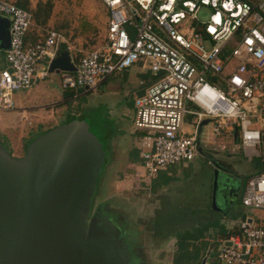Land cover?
<instances>
[{"label": "built area", "instance_id": "obj_1", "mask_svg": "<svg viewBox=\"0 0 264 264\" xmlns=\"http://www.w3.org/2000/svg\"><path fill=\"white\" fill-rule=\"evenodd\" d=\"M100 1L105 40L81 55L74 71H60L62 87L91 90L139 64L155 76L135 99L147 175L193 161L203 150L257 157L262 170L247 179L241 203L264 209V0ZM0 15L10 19L0 109L14 110L15 93L46 78L65 38L49 29L26 42L33 14L12 0H0ZM227 241L218 253L224 264H264V226L245 217Z\"/></svg>", "mask_w": 264, "mask_h": 264}, {"label": "rangeland", "instance_id": "obj_2", "mask_svg": "<svg viewBox=\"0 0 264 264\" xmlns=\"http://www.w3.org/2000/svg\"><path fill=\"white\" fill-rule=\"evenodd\" d=\"M21 1L26 3L34 16L32 38H43L49 29H57L64 35L63 43L69 47L74 58L105 40L107 10L100 0ZM3 57L4 50L0 49V66H7ZM140 79L131 66L109 75L94 89H68L61 85L60 71H48L46 78L36 79L28 90L15 93L18 109H0V145L19 158L26 153V146L34 134L70 118L82 120L99 135L105 153L93 192V202L102 203L115 217L132 219L135 225V214L143 206V201L137 199L147 195L144 182L151 180L143 163L131 155L138 147L137 134L134 132L137 97L134 89L139 88ZM187 122L185 120V125L189 128ZM213 156L211 158L198 153L190 164L197 168L193 173L186 172L178 164L169 167L171 177L159 178L158 185L166 183L165 201L158 205L162 220L160 227L151 235L153 244L150 250L146 246L145 233L141 232V253L137 249L139 264H166L157 262L154 249L165 250L161 245L167 233L184 228L191 213L203 215L208 211L209 200H203L204 193L210 190L205 186L213 178V165L207 163L208 159L219 160L229 166L232 172L243 177L244 182L263 167L259 159V166L254 169V159L242 154L228 158ZM204 176L206 179L202 181ZM125 180L127 186L121 188ZM145 209L149 211V206ZM239 214H245L246 218L252 217L259 224L264 219L263 209L241 208Z\"/></svg>", "mask_w": 264, "mask_h": 264}, {"label": "water", "instance_id": "obj_3", "mask_svg": "<svg viewBox=\"0 0 264 264\" xmlns=\"http://www.w3.org/2000/svg\"><path fill=\"white\" fill-rule=\"evenodd\" d=\"M9 26L0 15L1 50L9 47ZM74 70L67 50L48 65V71ZM25 152L17 158L0 145V264H132L107 214L98 207L92 213L105 155L99 135L73 119L34 137ZM211 164L212 205L222 209L224 168L219 160Z\"/></svg>", "mask_w": 264, "mask_h": 264}, {"label": "crops", "instance_id": "obj_4", "mask_svg": "<svg viewBox=\"0 0 264 264\" xmlns=\"http://www.w3.org/2000/svg\"><path fill=\"white\" fill-rule=\"evenodd\" d=\"M26 10H29V9H26ZM32 29L33 28L30 27L25 35L26 42H33L37 40L35 37L32 38V34H31ZM38 39H41V38H38ZM62 44L64 43H61L59 45L58 53L62 50H67L75 65L79 57L74 58L71 51L68 49L69 47L66 46L65 49L61 48ZM43 64H44V61L40 62L39 66ZM132 67H134V69L137 71V73L141 77V79L139 80V83H140L139 88L134 89V91L136 90L135 93L138 96L144 93L145 85L148 84L150 81H152L155 78V76L152 75L150 71L146 69H141L139 64L133 65ZM107 77L104 78L98 85L102 84L107 79ZM17 109H18V106H17ZM23 110L25 111L24 108ZM23 114H26V113L23 112ZM185 120H189V117L186 116ZM134 132L137 134L138 147L132 151L131 155L135 156L136 161H140V163H143V159L140 155V150H141L140 141H141V135L143 132L138 131L136 129H134ZM201 154L202 155L206 154L209 157L211 156V154H207V153L203 154V151ZM219 156H223V157L225 156L228 158L229 153H224V154L220 153ZM252 159H254V161H252L253 162L252 166L254 169H257V167L259 166V158L252 157ZM191 163L192 161L179 162V163L169 165L161 169L158 172V174L154 177V179L151 178V180L144 182L145 186L147 187L146 193L148 196L147 195L144 197L142 196L139 199H137V201L138 200L143 201V206L141 207L140 211L139 212L137 211L135 214V217H134L135 225H133L132 219L130 218L127 219L125 217L124 220H122V218H117L118 220L120 219V221L122 222V225H127V224L129 225V229L131 230V233L132 234L134 233L133 242L136 243V246L138 247L137 249L140 250V253L142 251L140 242L142 241V238H143L141 237V232L144 231L146 246L150 250L153 244L152 242L153 239L151 235L154 232H156V230L160 227V223L162 220V215L161 213H159L158 205L161 201H165L166 183L158 185L159 178H162L163 176L171 177L172 174L169 171V167L173 165H178V164L182 166V168H184L186 172L193 173L195 170H197V168L196 167L193 168V166H190ZM207 163L211 164V159L210 160L208 159ZM221 164L224 168L223 170H221L222 181L224 182V184L220 187L218 192H219L220 199L223 200L221 196L226 197V204L225 202L221 200L222 209L213 207L212 205L213 178H212V182L210 180V183L209 184L207 183V186H205L207 187V190L209 188L210 190L207 191V193L206 192L204 193V198H203V200L204 199L209 200V208H208L209 212L206 211L205 214L203 215L191 213V216L187 220V224H184L183 226L184 228H181L177 232L167 233V235L165 236V240L162 241V245H161L165 247V250H159V248L154 249V252L157 253V258H155L157 259V262H160V261L164 263L167 262L166 264H224L218 258L219 250L223 245L228 243L227 241L228 237L236 232L239 222L243 218L246 217L245 214H239L240 209L249 208V207H245L241 203V195H242L246 182H244V184L241 185L239 181L240 179L242 180L243 177H241L238 173L232 172L229 169V166H226L223 163ZM184 165H187V166H184ZM261 170H259L258 172H260ZM205 179H206V176H204V179L202 181H204ZM126 182L127 181L125 180L121 183L123 184V187L121 188H125L127 186ZM229 182L231 186H229ZM225 183H227V185H225ZM173 185L174 184L172 183L171 186ZM229 188L235 189V191L237 192L236 198L231 197L228 194ZM222 190H227L228 191L227 194H224ZM148 206H149V211L145 209ZM250 219H252L255 223H257L254 218L250 217ZM205 220H208V221H205ZM257 224L264 226V219H263L262 224H259V223ZM140 228L142 230H140ZM162 251H163L162 255L159 254Z\"/></svg>", "mask_w": 264, "mask_h": 264}, {"label": "flooded vegetation", "instance_id": "obj_5", "mask_svg": "<svg viewBox=\"0 0 264 264\" xmlns=\"http://www.w3.org/2000/svg\"><path fill=\"white\" fill-rule=\"evenodd\" d=\"M226 174V173H225ZM239 183L242 185L244 184L243 179L239 181ZM224 194H227V190H222ZM231 197H235L237 196V192L235 191V189H231L229 188V193H228ZM96 207H98V211L104 215L107 214V216L109 217V220L115 225L116 229L119 230L120 234H119V238H121V240L123 241V245H127L129 248V251L132 255V259L133 262L132 264H139L140 263V258L137 255V246L136 243L133 242V234L131 233V230L129 229V225H122V222L120 221V219L118 220V217H115L110 210H107L106 207L102 204V203H95L92 201V213L95 212ZM97 213V212H96Z\"/></svg>", "mask_w": 264, "mask_h": 264}, {"label": "trees", "instance_id": "obj_6", "mask_svg": "<svg viewBox=\"0 0 264 264\" xmlns=\"http://www.w3.org/2000/svg\"><path fill=\"white\" fill-rule=\"evenodd\" d=\"M14 2V1H13ZM15 3L18 5V6H20V7H23V8H26V9H28V7L26 6V3H24L23 1H21V0H17V1H15ZM33 14V13H32ZM34 17V16H33ZM61 48H63V49H65L66 48V45L65 44H62L61 45ZM73 119H76V118H70V119H67V120H65V122H68V121H70V120H73ZM48 129H50V128H48ZM48 129H45V130H42V131H39L38 133H36V134H34L33 136H32V138L30 139V141H29V143L32 141V139L34 138V137H36L37 135H39L40 133H42V132H44V131H46V130H48ZM28 143V144H29Z\"/></svg>", "mask_w": 264, "mask_h": 264}]
</instances>
